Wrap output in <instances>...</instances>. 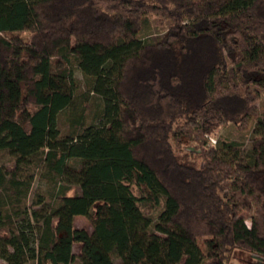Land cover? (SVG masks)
I'll use <instances>...</instances> for the list:
<instances>
[{
	"label": "trees",
	"instance_id": "1",
	"mask_svg": "<svg viewBox=\"0 0 264 264\" xmlns=\"http://www.w3.org/2000/svg\"><path fill=\"white\" fill-rule=\"evenodd\" d=\"M261 94L264 0H0V152L14 158L11 172L0 168L4 264L264 256ZM250 122L249 147L209 144L219 128ZM32 161L50 189L29 212L33 173L17 171Z\"/></svg>",
	"mask_w": 264,
	"mask_h": 264
},
{
	"label": "rangeland",
	"instance_id": "2",
	"mask_svg": "<svg viewBox=\"0 0 264 264\" xmlns=\"http://www.w3.org/2000/svg\"><path fill=\"white\" fill-rule=\"evenodd\" d=\"M160 30L153 27L150 30L148 36H156L159 35ZM20 39L24 42L28 41L30 37V33L22 32L19 34ZM146 36V37H148ZM74 77L76 79V83L78 86L77 92H81L85 90V84L81 74L78 71L74 72ZM259 115L264 117V94H261L257 102L255 103ZM68 111H64L58 113L56 116V127L58 129L59 135L64 136L68 131V122L65 118ZM253 122H250L248 127L245 129H238L236 126L228 124L224 127L219 128L214 135L209 137V144H214L216 139L233 141L239 145L240 148L249 147L250 141L254 138V134L252 132ZM182 144V143H181ZM183 152L189 151L192 147L185 139H183ZM0 168L9 173L14 169V158L7 154L6 152H0ZM43 167L39 162L37 163H22L20 168L17 171V177L20 179H24L27 176V172L30 171L33 173V177L31 183L29 185L28 191L25 194L23 200V206L27 209V211L38 210L42 204L48 202V191L50 189V185L48 184L46 178L43 175ZM41 200V203L37 204L38 200ZM134 218H140L141 212L134 211L131 213ZM151 218H154V214L151 215ZM68 224L77 227L83 228L87 231H91V224L89 220L81 215H70L67 217ZM245 224H249L248 219L244 220ZM6 229L0 227V264H4L2 256H4L10 248L3 243L2 233L5 232ZM198 247L201 251H204L202 245V239H198L197 241ZM78 246L74 244L72 246V252L76 253ZM112 260L115 264H118V259L112 256ZM27 264H31L30 261ZM226 264H264V256L256 254V253H248L246 251H242L239 249H232L228 255V260Z\"/></svg>",
	"mask_w": 264,
	"mask_h": 264
}]
</instances>
